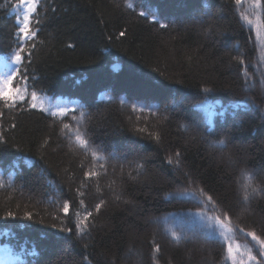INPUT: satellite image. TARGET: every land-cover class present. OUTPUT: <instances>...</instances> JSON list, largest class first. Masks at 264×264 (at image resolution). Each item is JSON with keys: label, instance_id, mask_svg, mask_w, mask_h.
Returning a JSON list of instances; mask_svg holds the SVG:
<instances>
[{"label": "trees", "instance_id": "16d2710c", "mask_svg": "<svg viewBox=\"0 0 264 264\" xmlns=\"http://www.w3.org/2000/svg\"><path fill=\"white\" fill-rule=\"evenodd\" d=\"M126 2L134 0H41L38 5L33 19L39 23L31 25L37 36L26 45H36L31 61L25 62L28 83L34 86L29 91L70 111L61 123L31 108L30 98L14 109L0 102V138L8 142L0 148V217L16 213L15 219H0V236L15 243L31 239L39 254L31 255L30 264H136L129 249L139 251L137 264H231L226 245L209 235L206 217L223 219L227 212L234 225L264 237V194L247 204L238 194L241 168L253 171L256 182L264 184V86L259 71L264 69V0L260 8L253 0H140L137 11ZM16 3L0 0V56L15 46ZM141 7L158 11L168 27L140 17ZM196 7L211 8L213 17L185 23ZM240 57L255 81L250 90H245ZM16 87L13 80L11 88ZM204 88L212 91L205 93ZM176 96L189 99L188 105L173 110ZM205 97L209 104L228 109L212 116L211 126L199 103ZM238 97H251L259 109L233 108ZM134 98L146 104L131 102ZM132 105L138 106L135 111ZM81 111L91 145L107 161H94L61 133L63 124L75 126L79 117L74 115ZM193 114L199 119L194 131ZM220 138L228 140L223 150L212 143ZM115 151L126 154L124 163L114 160ZM176 152L178 171L179 166L168 163ZM89 171L100 175L88 177ZM198 188L213 197L217 209L193 196ZM245 205L251 206L248 213L240 210ZM87 211L92 212L89 233L81 237L76 214L82 218ZM190 211L201 220L191 219ZM25 212L33 213L32 220L24 218ZM173 230L183 235L179 243L170 235ZM235 240L260 259L250 237L237 233ZM194 242L204 243L206 252L200 253ZM4 244L0 239V250Z\"/></svg>", "mask_w": 264, "mask_h": 264}, {"label": "snow or ice", "instance_id": "6c2138e0", "mask_svg": "<svg viewBox=\"0 0 264 264\" xmlns=\"http://www.w3.org/2000/svg\"><path fill=\"white\" fill-rule=\"evenodd\" d=\"M41 0H18V3L15 4V11L17 13L15 18V31L13 33V42L15 44L14 47H10L8 50V54L5 57L7 62L6 66L8 67V71L0 74V102L9 108L14 109L18 104L25 102L27 98H30V107L40 108L44 112H48L51 116L57 117L61 119L69 114V109L66 107H61L59 105H52L50 102L47 107L45 103L49 101V97L42 96L38 94L37 91L32 90L29 91L30 88L34 86L28 83V68L25 66V62L31 61L32 58V50L35 49L36 45L33 43L31 45V49L27 48L26 45L32 41L37 36V31H33L31 25L33 23L38 24L39 20H34V16L37 14L38 5H40ZM140 3V0H134V2H126V7L132 11H137V5ZM237 4L241 3V0H236ZM253 6L256 8H260L262 6L261 0H253ZM140 17H144L145 19H150L153 23L159 24L161 28H167L168 24L165 23L158 11L148 10L144 7H141L137 12ZM243 15V14H241ZM245 20H248L246 16H244ZM249 24H253L252 20H248ZM257 34L260 35L261 23L259 22V17H257L256 22ZM121 36L124 35L123 32L120 33ZM239 63L244 66L243 78L244 84L246 85L245 90H250L255 87V81L252 80L250 73L247 71V65H245L242 57L237 58ZM261 60H264V56L261 57ZM261 72L260 75V83L264 86V69L259 70ZM13 80L17 81V87L11 88ZM23 84V87L19 85ZM203 91L205 93L211 92L212 90L209 88H204ZM124 103V101H121ZM200 105L203 106L206 110L213 109L208 113V126H211L212 120L211 117L217 114L224 115L228 109L221 106L222 110L217 113L213 106L209 104L208 98L205 97L201 100ZM219 104V102H217ZM132 109L135 111L137 109V105H132ZM233 108L244 107L245 109L254 108L259 109V105L255 103V101L251 97H238L236 98L235 103L232 105ZM143 110V109H141ZM235 114V113H234ZM85 112L81 111L80 116L76 119L75 126L70 124H63V128L61 129V133L68 139V141L77 146L78 148L84 150L86 153H90L93 160L107 161L108 157L104 156L102 152L93 148L88 138L87 129L84 126ZM61 119V123H62ZM187 127V125H185ZM156 139L159 140V135L156 136ZM213 146H218L221 150L227 148L228 140L226 138H220L212 142ZM8 145L7 140L0 138V148ZM19 150V149H18ZM226 157L230 163H235L231 154H226ZM115 158V156H113ZM25 163L31 165L30 160H26ZM168 163L170 165L175 164L176 166H180V153L176 152L174 156L168 158ZM16 168L19 167L17 162H13ZM137 168H142L143 164H137ZM101 168L103 169V164H101ZM106 171V169H103ZM43 171V170H42ZM88 177H98L100 175L97 171H89L85 173ZM11 181V177H10ZM238 194L241 197V200L247 204L256 196L264 194V184H260L256 182V174L249 170L248 168L240 169V176L238 180ZM0 187H3V180L0 178ZM99 191V188H97ZM193 196L203 204H209L213 209H217V205L213 200V197L204 192L203 188H198L193 191ZM83 195V193H81ZM81 204L84 203L83 200L80 201ZM104 201H101L100 204L95 206V210L98 212L101 205ZM63 211L67 213L69 211V205L67 202L63 204ZM77 223L76 228L79 236H84L89 233V217L92 216V212H85L84 216L81 218L80 214L77 213ZM8 218H16V213L12 211H8L5 216L0 217V219L7 220ZM24 218L27 220H32L33 213L25 212ZM209 223L206 227L210 230L209 235L211 237L218 238L226 245L227 259L231 260V264H264V237L258 235L255 231H247L240 225H234L231 217L227 212L223 214V219L219 215H213L210 217H206ZM52 227H56V225H52ZM61 231L71 232V229L62 228ZM237 233H241L247 237H250L254 242L253 246L257 248L260 253V259L258 260L256 256L252 255V248L247 244L243 246V251H241L242 246L236 242L235 237ZM171 237L174 241L179 243L183 239L182 233H178L176 231L170 232ZM60 237H56V241H59ZM154 244V251H160V245ZM22 251L26 250V245L21 246ZM11 255L14 256L16 264H26L24 260H22L19 254L11 253V250H8ZM131 252L132 249H129ZM39 253L35 250L31 252L32 256H36ZM240 257H247L246 260L241 259ZM30 264V262H28Z\"/></svg>", "mask_w": 264, "mask_h": 264}, {"label": "rangeland", "instance_id": "374dc122", "mask_svg": "<svg viewBox=\"0 0 264 264\" xmlns=\"http://www.w3.org/2000/svg\"><path fill=\"white\" fill-rule=\"evenodd\" d=\"M176 8L178 7V6H175ZM175 8V9H176ZM206 8V7H205ZM177 9H179V8H177ZM214 13V10H212L211 8H206L205 10H200L199 8H195L194 10H192V12H191V14L189 15V16H186V18L184 19L185 20V23H195V24H197V23H202V22H205L206 20H208V18H211V17H213V14ZM221 17L223 16V13H220L219 14ZM178 18V17H177ZM170 20L171 21H173L174 19L173 18H170ZM230 47V45H227L225 48H229ZM185 97H177L176 96V98L175 99H172L171 100V106H172V108H174L173 110H175V109H177V105L179 104V103H181V101L184 99ZM158 100V99H157ZM190 110V109H189ZM192 116V119H194L195 120V122H192L190 125H191V130H193L194 131V129H197V125H198V121H199V119H198V117L196 116V115H191ZM196 123H197V125H196ZM204 137H202V139H203ZM201 139V140H202ZM208 144V146H209V148L212 146V144L210 143V142H208L207 143ZM115 159L114 160H116V162L117 163H121L122 161H123V163L125 162V160L127 159V156H126V154L124 153V152H118V151H115ZM181 167V165L179 166V167H177L176 168V170L178 171L179 170V168ZM145 171V170H144ZM144 171H142V172H140V174L141 173H144ZM259 172V171H258ZM240 175V174H239ZM238 175V176H239ZM187 176V175H186ZM237 186V183H235V187ZM250 208H251V206L249 207V206H243V207H241V211L242 212H245V213H248L249 212V210H250ZM230 210V209H229ZM231 212V211H230ZM234 214V213H233ZM235 215V214H234ZM236 217H238V216H236ZM148 221L152 224V226L154 227V228H156L155 227V222L152 220V218H149L148 219ZM191 244H197L198 245V250H199V252L201 253V252H206V248H205V246H203V244L204 243H201V242H194V243H191ZM161 248H162V246H161ZM129 255L131 256V257H133L135 260H137V262H136V264L138 263V260H139V255H140V253H139V251L136 249V250H134V249H132V251L130 252L129 251ZM241 259H242V257H240ZM244 260H246V258L244 257Z\"/></svg>", "mask_w": 264, "mask_h": 264}, {"label": "bare ground", "instance_id": "6f19581e", "mask_svg": "<svg viewBox=\"0 0 264 264\" xmlns=\"http://www.w3.org/2000/svg\"><path fill=\"white\" fill-rule=\"evenodd\" d=\"M100 98L98 97L97 98V101L99 100ZM188 101H189V99H187V98H184L182 101H181V103H179L178 105H177V108L178 107H185L186 105H188Z\"/></svg>", "mask_w": 264, "mask_h": 264}]
</instances>
